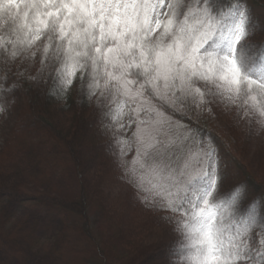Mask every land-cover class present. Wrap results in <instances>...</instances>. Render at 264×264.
<instances>
[{"label": "snow or ice", "instance_id": "snow-or-ice-1", "mask_svg": "<svg viewBox=\"0 0 264 264\" xmlns=\"http://www.w3.org/2000/svg\"><path fill=\"white\" fill-rule=\"evenodd\" d=\"M261 30L256 0H0V115L20 75L65 97L79 87L175 225L174 264H264V196L225 190L227 156L194 122L222 103L264 126Z\"/></svg>", "mask_w": 264, "mask_h": 264}, {"label": "trees", "instance_id": "trees-1", "mask_svg": "<svg viewBox=\"0 0 264 264\" xmlns=\"http://www.w3.org/2000/svg\"><path fill=\"white\" fill-rule=\"evenodd\" d=\"M256 4L264 18V0ZM253 39L264 42V30ZM16 82L19 87L10 84V92L24 97L39 126L56 137L76 169L80 188L78 195L60 194L47 173L50 168L32 161L33 153L38 155L29 147L21 150L22 160L0 163V264H9L3 263L1 250L17 264H74L75 248L82 245L78 236L89 240L91 264H174L179 256L169 237L175 225L149 206L128 179L112 150L115 130L107 127L99 106L86 101L79 87L65 97L23 75ZM210 116V111L195 114L197 129L215 139L229 166L241 175H232L225 190L247 181L254 196H264V150L260 147L256 163L249 144L241 146L244 118L237 115L235 127L225 130Z\"/></svg>", "mask_w": 264, "mask_h": 264}, {"label": "rangeland", "instance_id": "rangeland-1", "mask_svg": "<svg viewBox=\"0 0 264 264\" xmlns=\"http://www.w3.org/2000/svg\"><path fill=\"white\" fill-rule=\"evenodd\" d=\"M3 99L5 101L6 111L0 115V163L12 164L13 159L20 161L24 154V152L21 153V150L26 149L27 147L32 150L35 149L38 157L33 153L36 160L33 157L32 161L37 163L41 160L45 164L42 166H48L50 168V170H47V173L52 177V185L57 187L56 190L62 195H78L80 184L77 180L78 176L76 169L69 162V158H65L67 154H65L64 148L59 146L60 144L57 142L56 137L49 133L45 128L39 126L24 97H21L19 94H13L8 88L5 90ZM209 111L211 113V120H215L218 126H221L225 130L227 128L228 130L234 128L236 121H238V110L229 108L225 104L217 103L214 110ZM244 123L246 137L241 146L249 144V156L251 157L252 162L257 163V154L260 155L261 152L259 151L264 150V126H261L259 123L253 124L249 119L245 118ZM100 129H102V127ZM98 139L101 138L99 137ZM230 167H232L231 171L234 176L237 174L241 176L237 167ZM75 177L77 178L75 179ZM4 228L6 227L2 228V233L4 232ZM170 234L171 236L169 238L170 240L172 239L170 245H176L175 247H177L176 237L178 233L176 232L175 227ZM78 238L80 241H78V243L82 245L81 247L79 246L80 250L75 248L76 261L74 264H91L88 261V256L92 257L89 253L91 251H89L87 247L89 245V240H87L85 236H78ZM85 240L87 242H85ZM0 242L2 243L1 235ZM1 251L3 253L1 255L3 263H5V261L9 262V264L19 263L16 259L10 258L6 252L3 250Z\"/></svg>", "mask_w": 264, "mask_h": 264}]
</instances>
